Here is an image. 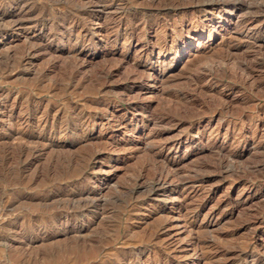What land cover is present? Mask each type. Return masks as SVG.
I'll return each instance as SVG.
<instances>
[{"label":"rangeland","instance_id":"rangeland-1","mask_svg":"<svg viewBox=\"0 0 264 264\" xmlns=\"http://www.w3.org/2000/svg\"><path fill=\"white\" fill-rule=\"evenodd\" d=\"M0 264H264V0H0Z\"/></svg>","mask_w":264,"mask_h":264},{"label":"bare ground","instance_id":"bare-ground-1","mask_svg":"<svg viewBox=\"0 0 264 264\" xmlns=\"http://www.w3.org/2000/svg\"><path fill=\"white\" fill-rule=\"evenodd\" d=\"M1 20H2V19H1ZM18 25H19V24H18ZM224 62H225V61H224ZM237 63H238V62H237ZM242 63H243V62H242ZM250 64H251V63H250ZM233 67H236V66L234 65ZM242 69H243V68H242ZM242 69H240V71H242ZM246 72H247V71H246ZM203 75H204V74H203ZM245 75H246V74H245ZM248 75H249V74H248ZM205 76H206V75H205ZM198 78H199V77H198ZM198 78H197V79H198ZM204 79H205V78H204ZM198 80H200V79H198ZM201 80H202V79H201ZM201 80H200V81H201ZM190 82H191V81H190ZM205 82H206V81H205ZM196 84H197V83H196ZM192 109H193V108H192ZM189 110H190V109H189ZM159 183H160V182H159ZM80 199H81V198H80ZM76 201H77V200H76ZM84 201H85V200H84ZM87 204H88V203H87Z\"/></svg>","mask_w":264,"mask_h":264}]
</instances>
